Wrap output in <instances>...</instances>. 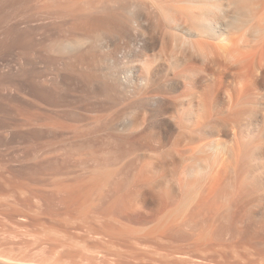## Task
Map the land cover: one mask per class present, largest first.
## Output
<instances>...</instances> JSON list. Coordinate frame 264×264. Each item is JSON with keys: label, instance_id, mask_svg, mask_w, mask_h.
<instances>
[{"label": "bare ground", "instance_id": "1", "mask_svg": "<svg viewBox=\"0 0 264 264\" xmlns=\"http://www.w3.org/2000/svg\"><path fill=\"white\" fill-rule=\"evenodd\" d=\"M236 5L264 24V0H0V264H264V42Z\"/></svg>", "mask_w": 264, "mask_h": 264}, {"label": "clouds", "instance_id": "2", "mask_svg": "<svg viewBox=\"0 0 264 264\" xmlns=\"http://www.w3.org/2000/svg\"><path fill=\"white\" fill-rule=\"evenodd\" d=\"M219 15L224 20L225 17H227L225 21L228 23L229 29L232 31H240L245 28V24H247V28L252 32L253 40L257 42H264V24H256L254 21L247 23L248 19L251 18L250 6L245 7L236 5L231 11L222 9ZM94 42L98 45L103 44V35H97L95 38L89 39L87 42L80 38H64L60 40H54L50 43V53L58 57H71Z\"/></svg>", "mask_w": 264, "mask_h": 264}, {"label": "rangeland", "instance_id": "3", "mask_svg": "<svg viewBox=\"0 0 264 264\" xmlns=\"http://www.w3.org/2000/svg\"><path fill=\"white\" fill-rule=\"evenodd\" d=\"M18 175H21V174H18ZM207 264H210V263H207ZM216 264H221V263H216Z\"/></svg>", "mask_w": 264, "mask_h": 264}]
</instances>
